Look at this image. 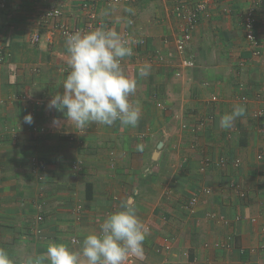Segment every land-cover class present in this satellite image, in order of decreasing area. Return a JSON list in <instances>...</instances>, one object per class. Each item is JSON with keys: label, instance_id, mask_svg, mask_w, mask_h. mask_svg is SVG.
Segmentation results:
<instances>
[{"label": "crops", "instance_id": "obj_1", "mask_svg": "<svg viewBox=\"0 0 264 264\" xmlns=\"http://www.w3.org/2000/svg\"><path fill=\"white\" fill-rule=\"evenodd\" d=\"M178 1L197 0L93 5L97 19L122 38L144 39L121 62L137 80L130 100L139 102L141 118L134 128L117 121L80 129L47 107L64 91L68 52L66 37L60 31L51 36L41 14L59 6L61 20L73 27L91 24L90 11L81 8L82 0H0V49L9 53L0 64V248L14 264L45 253L50 242L79 250L84 236L98 233L99 223L129 198L149 230L135 264L264 261V158H257L264 153V3L256 11L255 48L242 24L253 0H210L187 47L196 62L189 69L155 59L157 52L173 50L181 33ZM145 63L151 72L140 77ZM236 105L245 115L222 128L221 116ZM209 111L215 118L204 132L183 128ZM29 113L31 125L24 122ZM205 156L226 163L201 170ZM33 158L44 168H36ZM236 158L239 167L232 163ZM200 188L211 192L187 208ZM229 237L233 243L222 246Z\"/></svg>", "mask_w": 264, "mask_h": 264}, {"label": "clouds", "instance_id": "obj_2", "mask_svg": "<svg viewBox=\"0 0 264 264\" xmlns=\"http://www.w3.org/2000/svg\"><path fill=\"white\" fill-rule=\"evenodd\" d=\"M65 35L69 71L61 82L64 91L53 95L47 107L64 113L68 123L80 129L92 124L111 127L117 121L121 126L136 127L141 108L139 102L134 104L130 97L136 93L137 80L125 74L121 62L133 55V45L141 41L123 39L117 31L103 26L90 32ZM150 72L148 63L138 70L140 77ZM244 115L245 108L236 105L221 116L220 126L230 129L234 121ZM24 122L31 125L33 116L25 115ZM53 123L59 124V121L54 119ZM138 150L142 151V146L138 145ZM131 199L122 203L121 210L99 223L98 233L85 235L79 250L50 242L45 253L26 258L24 264H44L45 261L50 264H126L129 256L142 257L149 230L137 216ZM0 264H14L4 248H0Z\"/></svg>", "mask_w": 264, "mask_h": 264}, {"label": "built area", "instance_id": "obj_3", "mask_svg": "<svg viewBox=\"0 0 264 264\" xmlns=\"http://www.w3.org/2000/svg\"><path fill=\"white\" fill-rule=\"evenodd\" d=\"M98 1H103L108 5H118L124 2H135L138 0H82L81 2V8L90 11V21L91 24H88L87 26H73L70 27L67 24H65L61 20L62 16V9L59 6H51L49 9L44 11L41 14L42 21L49 26L48 32L52 36L56 31L62 32V34L66 37V33H75L77 31L80 32H89L92 28L97 29L101 26H103L105 29H109V26L105 25L102 21H99L96 17V13L93 10V5L96 4ZM254 4L245 12L242 19V24L246 33V38L256 47H258L259 40L257 39V36L255 34V24H256V11L257 7L262 5L264 3V0H253ZM210 3V0H197L194 3H187L178 1L177 5L175 7V12L177 17L181 21V33L178 36V38L175 40V46L173 50H169L166 53L165 52H157L155 55V59L160 63L165 64H171L175 65L177 63V66L181 68H189L192 69L195 67L196 62L195 59L192 56H189L187 54V47L192 40L193 37V31L197 27L199 21L202 18L203 13L208 8V5ZM129 33L125 34L123 39H128ZM34 41L40 40V35L36 33L33 37ZM139 41L141 43H144V39L141 38ZM169 42V41H166ZM256 54H259V50L254 51ZM9 55L8 51L1 50L0 49V64L6 59V57ZM217 101V97L213 96L208 101L210 106H213ZM158 108L165 109L166 106L163 102L158 101L157 103ZM257 113L260 115L262 114V111H257ZM214 115L211 111L206 113L204 116L199 117L198 120H196L192 124L183 123V128H190L193 133L199 134L200 132H204L206 128L214 121ZM73 139V137H71ZM205 159L202 162L201 170H205L207 165L215 163L216 166H223L226 163L225 159H220L219 161H211L210 157L205 156ZM258 159L264 158V153H259L257 156ZM33 164L36 166V168H44V161L38 160L36 158H33ZM233 165L235 167H239L242 163V160L240 158H236L233 160ZM231 189L234 192H237L240 194L241 197H244L246 195V191H244L239 184L232 182L231 183ZM210 189H198L195 191L192 196L187 200L186 207L189 209H192L199 200V196L202 193H210ZM82 205H79L78 209H81ZM241 215L237 214L236 219H240ZM39 219H42L40 217ZM256 219V218H255ZM253 219V221H255ZM222 221L229 224V221L222 216ZM73 242H77L76 239H73ZM233 243L232 237H229L227 240V243L222 245L224 247L230 246ZM136 262V256H129L126 264H135ZM259 264H264V261L260 262Z\"/></svg>", "mask_w": 264, "mask_h": 264}, {"label": "water", "instance_id": "obj_4", "mask_svg": "<svg viewBox=\"0 0 264 264\" xmlns=\"http://www.w3.org/2000/svg\"><path fill=\"white\" fill-rule=\"evenodd\" d=\"M158 147H159V148L162 147V143H160Z\"/></svg>", "mask_w": 264, "mask_h": 264}, {"label": "rangeland", "instance_id": "obj_5", "mask_svg": "<svg viewBox=\"0 0 264 264\" xmlns=\"http://www.w3.org/2000/svg\"><path fill=\"white\" fill-rule=\"evenodd\" d=\"M158 102H156V104H157Z\"/></svg>", "mask_w": 264, "mask_h": 264}]
</instances>
